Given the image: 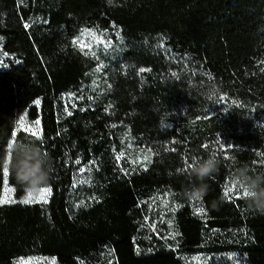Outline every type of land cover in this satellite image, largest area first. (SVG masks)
Instances as JSON below:
<instances>
[{
    "label": "trees",
    "instance_id": "trees-1",
    "mask_svg": "<svg viewBox=\"0 0 264 264\" xmlns=\"http://www.w3.org/2000/svg\"><path fill=\"white\" fill-rule=\"evenodd\" d=\"M85 30L120 49L98 62L75 43ZM0 47V158L24 116L41 134L17 138L52 165L47 202L25 204L0 163V264H264V214L233 179L264 173V0H0ZM124 133L146 164L115 156ZM210 154L207 195L186 199L187 165Z\"/></svg>",
    "mask_w": 264,
    "mask_h": 264
},
{
    "label": "clouds",
    "instance_id": "clouds-1",
    "mask_svg": "<svg viewBox=\"0 0 264 264\" xmlns=\"http://www.w3.org/2000/svg\"><path fill=\"white\" fill-rule=\"evenodd\" d=\"M12 126L16 122L12 121ZM0 163L6 164L14 173L17 183L26 191L37 192L46 186L50 180L51 157L35 142H26L12 135L7 139L4 156ZM220 159L215 154L207 158L193 157L187 165L189 185L185 187L183 196L188 199H202L208 193L205 181L219 171ZM246 165L238 166L233 179L236 186L242 190V196L248 209L264 214V173L249 174Z\"/></svg>",
    "mask_w": 264,
    "mask_h": 264
},
{
    "label": "rangeland",
    "instance_id": "rangeland-1",
    "mask_svg": "<svg viewBox=\"0 0 264 264\" xmlns=\"http://www.w3.org/2000/svg\"><path fill=\"white\" fill-rule=\"evenodd\" d=\"M89 30L83 31L79 36L76 37L75 43L80 47L81 44L91 45V47L83 48L87 53L93 55L98 62H103L106 57L112 55L120 49V45L116 42H110L105 40L101 34L95 30H91L94 36L88 35ZM102 41V42H101ZM0 60L3 61V65H8L12 60L11 56L4 53L0 47ZM2 66V65H0ZM4 67V66H2ZM115 156L127 165H144L147 163L149 154L148 152L137 146V144L125 133L119 138L117 143L112 147ZM99 162L95 159H91L82 165L76 174V183L82 184L83 186L90 185L94 179V172L96 168L98 169ZM41 190V189H40ZM40 190L37 192H29L23 196V200L28 198L31 194L33 201H36V197L39 196ZM8 190L5 192V196H8ZM152 202H159V215L167 219L168 216L165 215L164 211L169 208V197L167 195L154 196ZM227 258V257H226ZM46 258H28L19 259L17 264H46Z\"/></svg>",
    "mask_w": 264,
    "mask_h": 264
},
{
    "label": "snow or ice",
    "instance_id": "snow-or-ice-1",
    "mask_svg": "<svg viewBox=\"0 0 264 264\" xmlns=\"http://www.w3.org/2000/svg\"><path fill=\"white\" fill-rule=\"evenodd\" d=\"M25 27L27 28L28 25L25 24ZM87 34L91 35V36H94V33H92L91 30H89ZM80 47L83 49L85 47H91V45L81 44ZM0 65H2L4 67H7V65H3V61L2 60H0ZM223 99H224V97H220L219 100H217V103H219V101L223 100ZM36 103H39V101H37ZM224 110L227 111V108H225ZM39 125H40V121L39 120L33 121L31 125H27L26 122H25V117L21 116L16 121V129L12 132V138L13 139L17 138V131H19V130H23L25 132H30L31 135L34 136V137L35 136H39L41 134V130L39 128ZM221 147H223V145H221ZM229 147H231V146H229ZM3 174L5 176H7L9 174V168L7 167L6 164H4V166H3ZM51 191H52V189L50 187L41 188L39 196L36 197V202H40V201L47 202V195H49L51 193ZM231 192H232V186L225 185L224 186V195H225L226 198L233 199V197L231 196ZM6 202H9L6 198L5 199H0V204L6 203ZM21 202L25 203V204L32 203L33 202V198L31 196V194L28 196V198L22 200Z\"/></svg>",
    "mask_w": 264,
    "mask_h": 264
}]
</instances>
